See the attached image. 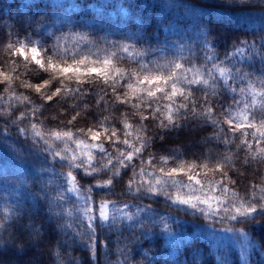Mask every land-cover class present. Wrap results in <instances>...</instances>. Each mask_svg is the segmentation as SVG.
Segmentation results:
<instances>
[{
	"label": "trees",
	"instance_id": "1",
	"mask_svg": "<svg viewBox=\"0 0 264 264\" xmlns=\"http://www.w3.org/2000/svg\"><path fill=\"white\" fill-rule=\"evenodd\" d=\"M67 7L70 9L67 10ZM123 8L129 11V16L126 18L120 13V9ZM112 12L117 14L115 18L112 17ZM40 19L48 23L37 29L35 22ZM165 25L168 27L166 28ZM201 31L216 38L214 40L216 54L221 60L225 59L226 54L234 51L237 46H241V41L246 42L245 47L254 44L256 49L264 50V0H243V2L240 0H227V2L225 0H0V71H5L14 77L11 93L4 90L2 79H0V114L16 112L17 117L21 113L31 116L32 108L43 109L49 103L43 98L48 89L36 93L34 89L26 86L46 79V75L43 72L32 74L26 71L22 66L24 60L8 55L7 45L15 46L26 42L39 43L40 48H47L57 36L79 32L88 34L92 38L106 37L132 43L148 51L146 62L163 57L161 63L176 60L183 63L185 68L192 66L202 68L204 53L199 47L202 39ZM173 39L179 40L185 48L183 60H180V55L175 53L161 52L164 43ZM189 45L192 46L191 50H188ZM152 49L158 51L153 52ZM250 56L251 59H249ZM17 60L21 63H15ZM5 65H9L12 70L7 71ZM229 65L234 70L240 68L248 73L249 78L255 81L257 91L264 86L259 79L261 72L264 71V62L253 55L252 47H247L246 52L232 57ZM33 66L32 63H28L29 70ZM208 66H211V61L208 62ZM134 68L135 65L126 56L113 62V72L119 70L127 73ZM217 79L221 84L215 90L205 89L201 85H184L182 91L193 92L187 101L189 106L195 102L197 112L211 107L214 118L223 122L226 119V112L230 111L235 115L237 111L244 109L249 97L239 92V88L246 85L233 84L237 91L232 93L230 89L223 87V81L218 73ZM118 81V90L115 93L111 87L86 85L79 92L72 94L67 89L74 85V81L69 80L67 84L62 85L65 89V99L46 105L43 115L38 114L37 118L46 127L56 125L63 127L75 111H80L78 123L75 126L69 124L68 130L72 131L76 138L90 142V138L86 135L87 128L93 127L107 116V123L117 129L121 140L127 138L130 143H133L137 132L141 136L163 135V140L154 144V150L156 156H167L165 159L169 161V166L173 162L177 165L199 163L202 159L211 160L213 163L220 160L229 164V161L224 159V153L227 152L228 155L235 153L237 151L235 144L225 145L214 137V132L219 131L221 127L227 129V124L221 123L215 127L199 115L181 111L180 118L174 125L165 130L155 128L153 131V126L159 125L165 118L164 105L168 103L167 100H157L149 105L146 99L140 103L139 111L149 117L148 121H144L132 107L133 104L139 103L134 98H130L126 106L113 102L114 95L123 97V94L128 92L127 78L118 79ZM111 83L113 81H109V84ZM131 83L134 84L135 81ZM9 96L11 100L8 99ZM180 102L182 101L177 98V104ZM156 107L161 109L160 113L153 112ZM256 115L259 119L264 116V113L257 112ZM125 116L128 123L133 125L132 134L128 137L124 136L122 130V120ZM24 124L29 125L30 121L26 120ZM141 125L145 131H141ZM5 127L9 128L10 134L3 131ZM81 129L85 131L81 132ZM238 135L239 133L228 132L229 138ZM103 143L109 151L116 152L111 142L104 140ZM63 146V144L60 145L61 148ZM68 147L71 151L75 144L69 143ZM124 147L121 144L120 150H124ZM17 150L22 151V154L18 155ZM93 156L96 161L100 160L96 150L93 151ZM150 158L145 154L142 162L134 156L136 171L139 172L140 167H144L146 172L157 171L158 174L155 164L151 168L148 167L147 160ZM243 160L242 153L238 154V158L233 157L234 162L229 165L226 176H221L210 168L205 170L203 167H198L197 169L207 172L203 181L205 184L219 183L224 180L225 186L230 188L229 195L231 192H238L241 197H245L246 187L249 189L248 194L253 184L257 189L264 187L262 183L264 166L255 162L246 166L242 163ZM6 162L17 164L20 169L15 173L0 172V186L3 189H0V194L8 188L16 187L17 181L22 183L27 180L33 185L41 179L42 175L44 177L50 175L49 172L41 173L42 168L50 169L56 174L57 180L64 183L63 171H66L67 164L59 160L51 161V158L41 153L39 148L20 136L13 125L7 124L4 118L0 117V163ZM74 174L77 175L78 185L82 188L86 187L84 181L89 177L85 176L83 169L74 170ZM131 174L129 172V175ZM144 179L146 181L147 177ZM176 179L188 184L183 176H177ZM229 180H236L238 184L230 185ZM184 190L187 191L186 188ZM83 192L85 196L91 195V203L95 206L98 241H106L109 245L107 249H104L98 243L96 264H120L121 260L124 264H137L141 260L144 264H244L239 259L240 251L229 244L220 245L217 241V233L225 231L223 224L217 219L206 222L202 213L194 212L181 205H171V202L165 203L164 198L159 196L134 198L118 189L113 190L109 195H105L99 189H95L91 194L85 190ZM216 194L220 195L219 192ZM72 199L75 200L74 194ZM101 200H106L115 207H123L127 204L133 211L136 208L148 209L157 218L166 216L174 229V234L161 232L155 226L151 229H141L138 226L130 228L121 224L111 228L101 226L98 219ZM35 203L33 193L24 189L20 191L12 204L18 205L27 213ZM3 218L4 216L0 215V219ZM73 227L81 229V224L74 222ZM17 230L28 233L32 241L31 245L26 252L13 250L7 246L0 249V264H49L48 247L41 242L39 228L35 224H25L22 221ZM251 232L252 236L258 240L264 238V224L252 226ZM171 237L180 240V244L175 245L176 252L173 257L169 256L173 248L169 245ZM86 238L87 234L84 233V239ZM0 239L6 244L7 235L0 236ZM78 240L79 242L76 243L73 239L65 237L63 247L69 249L72 254L63 255V264H78L81 258L83 264H90L86 244L81 242V239L78 238ZM118 249L124 251L120 252ZM145 252L148 254L144 255ZM250 260L254 261V264H264V252H261L257 246L256 254L251 256Z\"/></svg>",
	"mask_w": 264,
	"mask_h": 264
},
{
	"label": "snow or ice",
	"instance_id": "2",
	"mask_svg": "<svg viewBox=\"0 0 264 264\" xmlns=\"http://www.w3.org/2000/svg\"><path fill=\"white\" fill-rule=\"evenodd\" d=\"M47 23L46 20L40 19L35 22V26L39 29L46 26ZM165 27L167 28L168 26L165 25ZM201 36L202 39L200 40L199 47L204 53L202 68H196L195 66L185 68L183 63H179L176 60L161 63V60L164 59L163 57L146 62L148 56L147 50L138 48L136 45L123 40H113L106 37L99 38L108 44L109 48L107 51L109 55L105 56L99 63H94L87 59H80L76 63L46 61L45 58L41 57V53H43L42 49L35 43H19L18 45L20 46L16 48V54L17 57H23L25 62L30 61L42 70L58 72L61 77L72 80L80 85L84 83L86 77L95 75L100 76L106 83L113 81V83L109 84V87H114V83L118 79L126 77L128 92H125L123 97L114 95L113 102L126 106L130 98H134L139 103L133 104L132 107L137 110L140 119L148 121L149 117L139 111L140 103H143L146 99L149 105L154 104L157 100H167L168 103L164 105L166 115L160 125L161 130L174 125L180 118L181 111L199 115L207 123L215 127L221 123L227 124L228 128H219V131L214 132V137L225 145L235 144L237 149L235 153L232 155H228L227 152L224 153V159L229 161V164H225L220 160L213 163L211 160L202 159L199 163L177 165L173 162L169 166V161L165 159L167 156H151L147 160V165L151 168L155 164L158 174L157 171L146 172L144 167H140L139 172H137L136 167H133L135 165L134 156L138 157L142 162L144 161L146 152L145 141L149 135L141 136L137 132L135 142L130 143L127 138L121 140L119 139L117 129L112 127L110 123H107L108 117L105 116L104 119H101L93 127L87 128L86 135L92 143H85L83 140L76 138L72 131L68 130L69 124L75 126L78 123V118L81 116L80 111H75L63 127L60 125L46 127L37 118L38 114L43 115L46 105L59 100L61 93L65 92L62 86L56 88L50 95H44L43 98L49 103L43 109L39 107L32 108L31 116L21 113L17 117L16 112H11L8 113L7 120L5 121L7 124L9 121H16L13 126L17 133L39 148L41 153L50 157L51 161L59 160L66 164L71 162L72 164L81 165L80 169H83L85 176L95 181L87 189L89 194L92 193V188H95L101 190L105 195H109L115 186V181L109 178L110 173L115 177H127L125 188L129 195H132L134 191L138 194V189L143 188L153 196L163 195L165 198H170L171 202L175 205H181L194 212L202 213L206 222H212L214 219L221 221L225 231L238 234L243 238L244 244L239 259L244 264H254V261H251L250 257L256 254L257 246L261 252H264V238L258 240L252 236L251 232L252 226L264 224V187L257 189L256 185L253 184L250 194H248L249 189L246 187L245 197H241L238 192H231L229 195L230 188L225 186L224 180L219 181V183L212 182L205 184V182L198 178L195 170L198 167H203L205 170L210 168L221 176H226L229 165L234 162L233 157L238 158V154L240 153L244 156L242 163L246 166L252 165L254 162L264 166V116L258 119L256 115L257 112L264 113V86L260 87L259 91H257L255 87L256 83L249 78L248 73L240 68L234 70L229 65L230 59L238 53L246 52L247 47H252L253 55L261 62H264V50L256 49L254 44L245 47L246 42L241 41V46H237L234 51L226 54L225 59L221 60L216 54L214 43L216 38L211 37L210 34L204 31H201ZM57 39L59 40V38ZM63 39L64 45L62 51L68 50L67 42L69 39L73 43H96L95 40L90 39L88 34L79 32L63 34ZM170 43L180 45L177 51L180 55V60H183L184 46L176 39L171 40ZM191 48L192 46L189 45L188 50H191ZM152 51L156 52L158 50L152 49ZM121 54L124 55L122 56ZM124 56L135 65L136 71L124 73L115 70L116 75L113 76V62L124 58ZM251 58L250 56L249 59ZM209 61H211L210 67L208 66ZM188 62L191 63V61ZM217 73L223 81V87L230 89L232 93H236L237 91V88L233 84L246 85L240 87L239 92L241 95L249 97L244 109L237 111L235 115L230 111L226 112V119L223 122L214 118L211 107L197 112V104L195 102L189 106L187 101L193 92L182 91V86L184 85H201L205 89L215 90L221 84L220 80L217 79ZM0 79H2L4 90L11 93L14 77L8 75L5 71H0ZM259 79L262 85H264V71L261 72ZM133 80L135 81L134 84L131 83ZM26 86L34 89L36 93H41L42 90L49 89L51 84L49 81L42 80L35 82V84H27ZM67 91L75 94L80 90L79 88L75 90L68 88ZM177 98L182 102L177 104ZM8 99L11 100V96ZM153 112L160 113L161 109L156 107ZM26 120L30 121L27 127L24 124ZM132 129L133 125L128 123L125 116L122 120L124 136H130ZM3 131L10 134L8 127H5ZM84 131V129H81V132ZM141 131H145L143 127H141ZM229 131L239 133V135L229 138ZM104 140H108L115 146V153L109 151L104 146ZM69 143H74L80 154L75 150L70 151L68 147ZM61 144L64 145L62 148L60 147ZM121 144L125 146L124 150H120ZM93 149L99 154V161L95 160ZM16 152L18 155L22 154V151L17 150ZM206 160L208 162H205ZM40 171L41 173H50L47 177L43 175L41 177L42 193H33L32 183L24 180L22 183L17 181V191L13 195L18 197L20 191L24 189L32 192L33 195H46L53 214L64 220L61 226L62 230H71L75 237L81 239V242L86 244L88 249L90 264H96L98 259V243L104 249H107L109 245L106 241H98L97 216L95 215V206L91 203V195H84L83 188L78 185L77 175L74 174V171L66 172L62 170L64 183L59 182L56 174L51 172L50 169L42 168ZM129 172L132 174L129 175ZM205 175H207V172H205ZM177 176H186L189 183L184 184L181 180L176 179ZM144 177H147L146 181ZM228 184H238V181L229 180ZM185 188L187 191L184 190ZM217 192L220 195H217ZM73 194L75 195V200L72 199ZM4 200L5 207L0 212V215L7 217L9 222H11L20 214L21 208L11 203L7 193H5ZM99 209L98 219L101 226L111 228L117 224H121L130 228L138 226L141 229H151L155 226L161 232L168 233L169 235L174 234V229L169 223L168 217L160 216L157 218L148 209L136 208L133 211L127 204L123 207H115L106 200H101ZM74 222L80 223L81 229L74 228ZM34 231H38V229H34ZM84 233L87 234L86 239H84ZM5 234L7 235V241L5 244V241L0 239V249H4L7 246L13 250L26 252L31 245L32 241L25 231L17 230L16 232H12L7 227L0 229V236H4ZM118 251L123 252L124 250L118 249ZM54 252L57 256L56 264H63L62 257L64 250L62 246L57 244ZM147 254V252L144 253V255ZM120 264H124V261L121 260ZM137 264H144V262L141 260Z\"/></svg>",
	"mask_w": 264,
	"mask_h": 264
},
{
	"label": "clouds",
	"instance_id": "3",
	"mask_svg": "<svg viewBox=\"0 0 264 264\" xmlns=\"http://www.w3.org/2000/svg\"><path fill=\"white\" fill-rule=\"evenodd\" d=\"M227 2V0H225ZM240 2H243V0H240ZM59 38V40L57 39ZM91 40H95L96 43H87L84 42H76L73 43L71 39L67 42V51H62L63 45H64V39L63 34L59 35L55 38L54 42L50 43L47 48H41L45 60H51L54 62H60L65 61L69 63H76L80 59H87L94 63H99L104 59L105 56L109 55V52L107 51L109 46L108 44L100 40V38H92ZM69 41L71 42V46L69 47ZM24 42H21L20 44H23ZM20 45H7L6 46V52L9 56L16 57V48ZM30 62V61H29ZM29 62H23L22 66L26 71H29V73L32 74H38L40 72H43L46 75L45 81H49L51 84V87L48 89V92L46 94H51L56 88L61 87L62 85L67 84V81L69 79L61 77V75L58 72H50L47 70H42L35 65L29 70L28 63ZM15 63H21V61L17 60ZM7 71H11L12 69L9 67V65L4 66ZM136 71V68L129 70L127 73H132ZM112 75H116V72H112ZM86 85H96V86H107L109 87V83H106L104 79H102L100 76H89L86 77L84 80V83L82 85L77 84L74 82V85L69 86V88L75 90L79 88H84ZM119 81L117 80L114 83V87L112 88L113 93L118 89ZM86 91V89H85ZM65 99V93L62 92L59 100ZM4 120H7L8 113L5 112L2 114ZM16 121H9V125L15 124ZM162 123V121H161ZM153 126L152 130L154 131L155 128H160V125ZM27 127V125H25ZM143 127V125H141ZM163 135H160L157 137L156 135H149L147 140L145 141L146 144V152L145 154L148 157L156 156V151L154 150V144L158 142L159 140H163ZM164 156V155H159ZM135 168L136 165H133ZM81 168V165L72 164L71 162L67 163L66 172H72L74 170H79ZM79 174V172H77ZM109 178L113 179L115 181L114 190H119L126 195L134 198H152L156 197L151 195L148 191L144 190L143 188L138 189V194L136 191L133 192L132 195H129L127 189L125 188V184L127 183V177H115L112 176V174H109ZM95 181L89 177L88 180L84 181V185L86 187L83 188V190L87 191V189L91 186V184H94ZM95 188H92V192H94ZM43 192V186L41 179L33 183V193H42ZM35 199V205L31 207L30 211L27 213L24 209H21L20 214L13 219L11 222H9L7 217H4L3 219H0V229L7 227L8 230L12 232H16L18 229V225L23 221L25 224H35L40 231L41 236V242L46 244L48 247V255H49V264H56L57 256L54 252V248L57 244L62 246L64 250V255H71L72 253L69 251V249L63 247L65 243V237H68L69 239H73L76 243L79 242L78 238L70 235V233H73L71 230L64 231L62 230L61 226L64 223V220L61 217H58L53 214L52 209L50 208L49 200L46 195H33ZM164 198V202H171L170 198H165L163 195L159 196ZM171 205H175L171 202ZM78 264H83V259L81 258L78 262Z\"/></svg>",
	"mask_w": 264,
	"mask_h": 264
},
{
	"label": "rangeland",
	"instance_id": "4",
	"mask_svg": "<svg viewBox=\"0 0 264 264\" xmlns=\"http://www.w3.org/2000/svg\"><path fill=\"white\" fill-rule=\"evenodd\" d=\"M27 1H31V0H27ZM58 1H65V0H58ZM69 9H70V7H67V10H69ZM120 13L124 18L129 16V11H127L124 8L120 9ZM111 15L113 18H115L117 16V14L114 12H112ZM24 43H26V42H24ZM35 44L39 47V43H35ZM178 47H180V45L172 44V43H170V41H167L164 43V47L161 48V52L175 53V54L179 55L178 51H177ZM41 57L43 58L42 53H41ZM19 58L24 60L23 57H19ZM29 63L31 64V62H29ZM85 143H92V142L90 141V142H85ZM73 150L77 151V153L80 154L79 150L76 149V146L73 148ZM94 150L95 149H93V151ZM19 169H20V167H18L17 164H14L11 162L0 163V172L12 171L15 173V172H18ZM195 171L197 173L198 178L201 179L202 181H204V178L206 176L205 171L199 170V169H196ZM183 177L187 180L186 176H183ZM0 189H2V186H0ZM16 191H17V189L14 186V188H8V189L4 190L3 192H1V194H0V210L1 211H3V209L5 207V200H4L5 193H7V195L9 196V198L11 200V203H13L17 197L16 195H13V193ZM217 241L220 243V245H223V243H224V244H229V245L234 246L235 249L240 251V253H241V249H242L243 244H244L243 238H241L238 234L228 233L227 231L218 232L217 233ZM178 244H180V240L178 238L171 237L169 239V245L173 247L172 252L169 254L170 257L174 256V253L176 252L175 245H178Z\"/></svg>",
	"mask_w": 264,
	"mask_h": 264
}]
</instances>
